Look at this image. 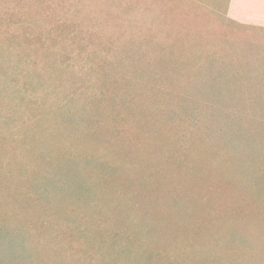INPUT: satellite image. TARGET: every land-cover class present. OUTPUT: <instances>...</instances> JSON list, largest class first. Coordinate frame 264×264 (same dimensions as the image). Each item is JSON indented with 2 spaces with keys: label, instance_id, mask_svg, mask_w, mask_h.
Instances as JSON below:
<instances>
[{
  "label": "rangeland",
  "instance_id": "1",
  "mask_svg": "<svg viewBox=\"0 0 264 264\" xmlns=\"http://www.w3.org/2000/svg\"><path fill=\"white\" fill-rule=\"evenodd\" d=\"M0 264H264V0H0Z\"/></svg>",
  "mask_w": 264,
  "mask_h": 264
}]
</instances>
